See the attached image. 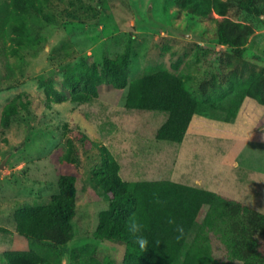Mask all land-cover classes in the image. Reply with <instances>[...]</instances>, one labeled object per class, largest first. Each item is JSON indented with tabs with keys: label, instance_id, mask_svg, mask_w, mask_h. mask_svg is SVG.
Masks as SVG:
<instances>
[{
	"label": "rangeland",
	"instance_id": "374dc122",
	"mask_svg": "<svg viewBox=\"0 0 264 264\" xmlns=\"http://www.w3.org/2000/svg\"><path fill=\"white\" fill-rule=\"evenodd\" d=\"M230 16L256 28L245 55L264 73V15ZM213 32V22L178 10L175 0H51L31 16L19 53L0 51V119L15 96L29 102L25 121L8 128L0 123V254L28 248L15 232V211L48 204L59 178L72 175L78 193L74 238L62 249V263L70 264L74 253L87 262L91 257L122 264L126 246L93 238L98 214L110 199L92 183L104 164L103 149L114 156L124 180L172 179L264 214V105L245 98L232 123L194 115L180 145L156 141L164 113L125 108L128 83L161 68L184 77L197 93L198 84L219 67V54L230 51L212 40ZM124 53L126 85L102 84L90 101H48L40 86L51 79L61 89L66 66L102 69L107 59ZM68 142L74 148L71 162L64 159ZM260 240L264 248V237ZM212 246L224 259L227 251L216 236ZM0 264L6 263L0 259Z\"/></svg>",
	"mask_w": 264,
	"mask_h": 264
},
{
	"label": "trees",
	"instance_id": "16d2710c",
	"mask_svg": "<svg viewBox=\"0 0 264 264\" xmlns=\"http://www.w3.org/2000/svg\"><path fill=\"white\" fill-rule=\"evenodd\" d=\"M51 0H0V51L16 56L24 45L33 14ZM178 10L214 23L212 40L230 51L219 54L217 74L202 80L194 93L186 79L168 69L145 72L128 83L125 108L164 113L156 141L180 145L194 115L227 123L235 121L245 98L264 105V73L255 58L246 57L245 46L256 28L234 19L231 12L259 18L264 0H175ZM128 78V53L96 64L66 66L61 89L53 80H41L48 101L84 103L97 96L98 86L108 83L123 88ZM12 83L11 85H13ZM227 88L221 99L213 96ZM49 103V102H48ZM28 101L15 96L3 108L0 123L8 128L26 120ZM84 138V136H83ZM68 142L64 159L73 161ZM104 164L92 183L110 193L107 208L98 214L93 238L126 246L122 264H264V214L218 193L172 179L124 180L114 156L103 149ZM77 182L63 175L58 191L45 205L18 209L15 232L28 241L27 249L0 254L6 264H63L62 249L74 238L72 220L77 202ZM136 219L144 225L149 246L142 252L127 231ZM169 219L174 223L169 224ZM177 226L184 234L177 239ZM224 245V259L213 253L212 238ZM159 242L158 244L156 242ZM71 254L70 264H101L94 258ZM110 264V263H107Z\"/></svg>",
	"mask_w": 264,
	"mask_h": 264
},
{
	"label": "clouds",
	"instance_id": "9594fccd",
	"mask_svg": "<svg viewBox=\"0 0 264 264\" xmlns=\"http://www.w3.org/2000/svg\"><path fill=\"white\" fill-rule=\"evenodd\" d=\"M168 223L172 224L174 223V221L172 219H169ZM127 231L130 234V236L133 238L134 243L138 245L139 249L142 252H144L149 246L148 239L144 235H142L144 231V225L140 223L138 220L133 219L128 223ZM176 231L179 233L177 239H180L184 234L183 227L177 226ZM156 243L158 244L159 242L157 241Z\"/></svg>",
	"mask_w": 264,
	"mask_h": 264
}]
</instances>
